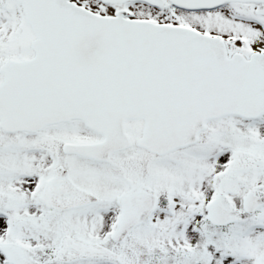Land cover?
I'll list each match as a JSON object with an SVG mask.
<instances>
[{
	"label": "snow or ice",
	"instance_id": "snow-or-ice-1",
	"mask_svg": "<svg viewBox=\"0 0 264 264\" xmlns=\"http://www.w3.org/2000/svg\"><path fill=\"white\" fill-rule=\"evenodd\" d=\"M0 264H264V0H0Z\"/></svg>",
	"mask_w": 264,
	"mask_h": 264
}]
</instances>
